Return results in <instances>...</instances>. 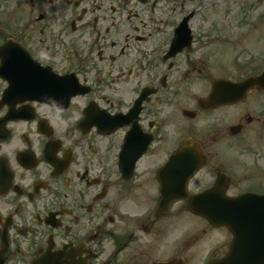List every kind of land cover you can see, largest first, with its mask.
<instances>
[{
  "label": "flooded vegetation",
  "instance_id": "af4514ba",
  "mask_svg": "<svg viewBox=\"0 0 264 264\" xmlns=\"http://www.w3.org/2000/svg\"><path fill=\"white\" fill-rule=\"evenodd\" d=\"M7 4L0 8V264H33L47 249L55 264L221 262L230 231L190 212L187 198L221 173L226 196L264 195V163L253 160L261 181L243 185L245 170L221 161L234 146L264 148V30H252L263 25L264 0H237L238 8L231 0ZM245 20L246 44L262 48L234 58L244 66L234 76H219V49L200 56L199 44L219 32L217 23ZM205 23L207 31L198 27ZM260 75L261 88L240 101L199 105L220 79ZM230 110L233 120L222 126L219 114ZM188 139L204 156L189 177L181 162L169 164L183 148L197 149L183 144Z\"/></svg>",
  "mask_w": 264,
  "mask_h": 264
},
{
  "label": "rangeland",
  "instance_id": "374dc122",
  "mask_svg": "<svg viewBox=\"0 0 264 264\" xmlns=\"http://www.w3.org/2000/svg\"><path fill=\"white\" fill-rule=\"evenodd\" d=\"M7 1L8 0H0V8L1 6H4L7 8ZM233 4L237 6V0H231ZM252 2L253 6V1L254 0H248ZM254 9V8H253ZM23 11L19 13V15H22ZM222 20V19H221ZM220 20V22H221ZM227 21V18L224 19ZM233 19H231L232 21ZM250 20H245L241 23L236 22V23H229L227 25H224L223 23H217L216 27L219 32H211L212 36L208 38H204L201 40V44L199 46L203 47L204 49L199 52V55H205L208 53L214 54L216 50L219 49L218 53V58L215 60V64L218 65V61L220 66L218 67L219 69V76H234L236 68H241L244 67L242 65L235 66L232 64V61L234 58H238L236 62L238 63L239 60H243L247 58H253L255 55L257 56L258 49H261V42L258 41L257 44L255 45H247L245 42V38L248 37L249 34V25L248 22ZM257 27L254 29L252 28L253 31H258L259 33H262L264 30V22L263 25L261 24H256ZM207 26L208 24H200L198 27L202 29H206L207 31ZM210 29V28H209ZM198 33H196L197 35ZM217 36L220 37V39H216ZM229 37L230 39H223L224 37ZM231 37L234 38V43L231 44L229 41L231 40ZM217 45V46H215ZM259 58V57H258ZM236 111L238 108H234ZM234 111H221L219 114V117L221 118V124L222 126L229 125L232 122V115ZM182 118V117H181ZM235 122V120H234ZM200 125V124H198ZM250 133V132H249ZM251 134V133H250ZM212 138V137H211ZM210 138V142H211ZM212 143V142H211ZM220 145H230L229 142H223V139H220L218 142ZM247 141H241L240 143L236 145H245ZM252 144L255 146V140H253ZM223 154V157H221V161L229 166L231 169L235 170H245L240 172V177L239 181L244 185H249V183H254L261 181L260 175L255 172L254 169L258 171V168L254 166V159H258L259 163H264V148L263 147H253L252 150H239L238 147L234 146V148H229L226 149V151L221 152ZM252 172V173H251ZM246 173V174H245ZM256 173V174H254ZM257 175V176H255ZM219 238H221L219 236Z\"/></svg>",
  "mask_w": 264,
  "mask_h": 264
},
{
  "label": "water",
  "instance_id": "95a60500",
  "mask_svg": "<svg viewBox=\"0 0 264 264\" xmlns=\"http://www.w3.org/2000/svg\"><path fill=\"white\" fill-rule=\"evenodd\" d=\"M255 83L258 82L255 81ZM246 89L247 83L236 87L223 85L217 87L211 97L214 96L221 102L234 100L243 95ZM218 90L224 93L219 94ZM219 201L221 202L218 204L219 213L217 214H209V211L203 209L202 203L193 199L189 200V208L203 214L213 224L227 226L233 232L235 239L232 259H228L226 264H249L241 257L239 261H234L235 257L240 256L236 253L239 247L246 248L243 255L251 258V264H264V197L246 195L229 200L227 204H223L222 200ZM245 243L246 246H242Z\"/></svg>",
  "mask_w": 264,
  "mask_h": 264
}]
</instances>
